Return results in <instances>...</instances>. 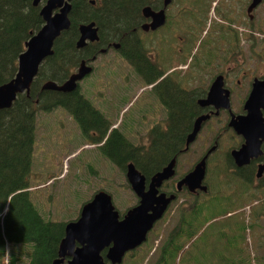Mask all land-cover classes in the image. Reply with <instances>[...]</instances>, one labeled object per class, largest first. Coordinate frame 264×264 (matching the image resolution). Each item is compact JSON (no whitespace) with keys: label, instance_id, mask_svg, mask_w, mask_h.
Segmentation results:
<instances>
[{"label":"flooded vegetation","instance_id":"obj_1","mask_svg":"<svg viewBox=\"0 0 264 264\" xmlns=\"http://www.w3.org/2000/svg\"><path fill=\"white\" fill-rule=\"evenodd\" d=\"M252 2L253 0H206L198 7L195 4L183 6L177 0L178 4L173 10L174 0H171L166 8H164V0H158L155 8H149L153 12L164 8L166 21L163 26L154 31L142 30V25L151 23L150 18L143 16L142 8V22L133 30L135 37L127 42L130 46L122 48L117 42L104 44L99 43V39L93 42L87 40L79 49L83 53L81 55L83 59L67 78L68 80L76 74L82 63L90 69L76 82V88L72 91H77L81 98L82 104L77 108L81 123L77 122L65 108H58L73 117L79 125L82 139H87L90 143L92 141L97 150L107 143L109 145L111 138L113 136L115 138L117 132H121L116 124H109L106 121L105 115L119 112V108L127 103L123 98L128 97L130 91H133L130 84L153 96V99L144 104L148 110L143 112L149 118L160 115L165 119L162 125L157 124L151 129L159 127L163 130L167 118L177 119L178 100L182 106V111L179 113L182 117L176 126L177 142L170 144V149L177 151L176 154L160 169L149 165L150 160L144 161L142 164L145 175L137 169L144 176L145 191H148L152 178L175 159L174 175L158 188V194L163 193L166 197L174 196L168 208L174 205L177 206V210L187 209L192 199L206 195L209 191L206 180L211 172L217 173L219 178L236 183V187L226 191L227 195L231 196L239 190L249 191L247 195L255 194L256 200L247 207L264 205V107L260 110L262 121L257 127L239 126L236 129L230 126L231 120L238 121V118L246 117L244 106L254 85L262 87L261 90L264 89V0H259V3L251 8ZM172 11L175 12V22L178 23L177 31L170 32L172 35L170 34L167 40L154 39L166 27ZM197 13L199 18L193 25L196 29L193 30L192 26L190 30H182V18ZM79 36L78 32V39ZM145 36L149 39L145 40L143 38ZM150 36L153 40H150ZM158 44L163 45L160 47V53L157 51ZM90 45L95 47L92 48ZM107 56L110 58L105 61H109V65L102 62L97 66L98 61ZM114 62L118 64V68L111 67ZM92 75L93 95L90 101L83 95L80 82ZM151 78L155 80L148 81ZM208 98L212 103L200 104ZM260 99L264 100V98ZM155 102L159 106H156ZM204 116L208 118L201 122L194 141L187 144V138L193 132L197 119ZM235 130H257V133L261 134L256 140L260 142L258 148L246 150L236 159L233 153L243 150L247 138ZM103 131H105L104 137L96 141ZM133 144L145 149L149 146L143 143ZM204 157H206L205 177L202 186L206 187L205 192L182 182ZM109 162L111 167L118 169L115 163ZM128 164L126 163L123 169L125 179ZM31 176L32 172L30 179ZM131 192L136 202L127 210L139 202L134 192L132 190ZM127 210L124 213L118 212L119 219H122ZM162 220L163 218L160 221ZM152 231L153 229L147 234L145 243L127 252L124 259L144 246ZM105 252L106 249L101 253L103 258Z\"/></svg>","mask_w":264,"mask_h":264},{"label":"trees","instance_id":"obj_2","mask_svg":"<svg viewBox=\"0 0 264 264\" xmlns=\"http://www.w3.org/2000/svg\"><path fill=\"white\" fill-rule=\"evenodd\" d=\"M157 1L70 0V27L55 40L53 54L39 66L28 95H17L10 108L0 110V258L9 246L7 264H23V259L25 264H51L57 258L67 223L46 219L30 199L35 123L38 112H50L58 107L65 108L81 123L77 108L82 103L77 91H41L42 85L48 81L62 84L78 67L83 59L82 51L75 46L80 25L93 22L99 43L117 42L122 48L128 47V40L135 37L133 30L142 22V8L153 9ZM45 2L40 0L33 6V0H0V86L15 77L25 43L42 27L39 11ZM176 2L174 0L173 7L177 6ZM174 14L172 11L166 27L175 22ZM178 88L177 84V92ZM181 111L182 106L177 100V119L167 118L163 130L159 127L151 129L147 134L149 146L146 149L134 146L117 132L109 145L100 148V153L115 163L122 173L126 163L131 162L145 175L142 163L146 160H150L152 167L160 169L177 152L170 149V144L177 142L176 126L182 117ZM104 135L105 131L96 141ZM226 191L228 189L224 188L217 195L220 198L212 199L229 202L233 196L227 195ZM248 192L239 190L233 194L238 201L243 199L237 206L227 208L223 205L219 212L207 214L206 197L216 195L209 189L206 195L192 199L187 209L177 210L174 226L157 246L155 264H264L263 258L259 260L252 254L247 240L248 235L253 238L259 231L264 234L260 222L264 218V205L250 207L248 217L242 212L236 213L256 200L255 194L247 195ZM192 245L197 246V253L195 250L190 253ZM20 246L25 247V254L19 252ZM134 255L126 258L132 260Z\"/></svg>","mask_w":264,"mask_h":264},{"label":"rangeland","instance_id":"obj_3","mask_svg":"<svg viewBox=\"0 0 264 264\" xmlns=\"http://www.w3.org/2000/svg\"><path fill=\"white\" fill-rule=\"evenodd\" d=\"M205 1L179 0V3L183 6L195 4L200 7ZM198 18L199 13L189 15L188 18H182V30H190V27L195 25V21H198ZM177 24L176 21L172 26L163 28L160 35L155 36L154 39L167 40L170 34L172 35L170 32L177 31ZM195 29L196 27L193 26V30ZM143 38L145 40L149 39L147 36ZM150 40H153L152 36H150ZM162 46L160 44L157 45L159 53ZM167 46L166 44L165 47ZM109 58L110 56L103 57V59L98 61L97 66H100L102 62L105 65H109V61H105ZM111 67L118 68L119 66L114 62ZM92 85L93 75L80 82L83 95L90 101H92L93 95ZM130 88L133 91H130L128 97L123 98L127 100V103L124 106L121 105L122 107L119 106L120 108L118 107L119 112L106 114L105 119L109 124H116V127L131 142L137 144L143 143L147 146V134L149 130L157 124L162 125L165 119L160 115L156 118H149L143 112L144 110H148L144 104L153 99L151 93L139 90L133 84H130ZM155 105L159 106L156 102ZM159 111L161 112V110ZM34 138L30 171V175L32 172V178L30 179L31 188L29 189L31 191L30 199L38 210L45 215L46 219H50L53 222L76 220L81 206L99 189L105 190L111 195L113 205L119 213H124L125 210L135 204L136 199L133 197L123 173L119 169L111 167L110 162L96 149L92 141L90 143L89 140L82 139L78 123L63 109L57 108L52 112H38L36 115ZM216 174L215 172L209 173L206 180L211 193L216 194L206 197L208 200V205L206 206L207 214L219 212L222 210L223 205H227V208L229 205L230 207L237 206L243 200L240 199L238 201L236 195H231L233 197L229 202L228 200H219L218 202L217 200H213V197L220 198L217 195L224 188L232 189L236 187L235 182L219 178ZM250 210L249 207H245L242 211H237L236 213L242 212L244 213V217H248ZM165 213V216L162 217L163 220L160 221L161 218L160 222L155 225L153 231L150 233L148 243L136 251L132 260L125 258L124 264L156 263L158 258L157 246L174 226V219L177 218V206L172 205ZM260 222L264 226L263 217ZM257 236L255 235L253 238H250L248 235L247 240L249 241L252 254L260 260L261 258L264 259V234L262 235L261 231H259ZM197 249V246L192 245L193 252L192 250L189 251L193 254L194 250L197 253ZM18 250H20V253H26L25 247L20 246ZM8 251L9 246H6L5 254L0 258V264H7ZM23 254L21 256L25 257ZM23 264H25V259H23Z\"/></svg>","mask_w":264,"mask_h":264},{"label":"water","instance_id":"obj_4","mask_svg":"<svg viewBox=\"0 0 264 264\" xmlns=\"http://www.w3.org/2000/svg\"><path fill=\"white\" fill-rule=\"evenodd\" d=\"M40 0H33V6H37ZM171 0H164V8ZM259 3L253 0L251 8ZM164 8L153 12L149 7L142 10L145 18H150L151 23L142 25L144 31H154L163 26L166 21ZM71 11L70 0H46L39 11L43 25L40 30L32 35L25 43L24 52L20 54L17 64V73L9 82L0 86V110L8 109L15 101L17 95H28L30 86L38 73L41 63L53 54L52 47L55 40L63 31L70 27L69 13ZM79 39L76 48L80 49L88 40L93 42L98 39L97 28L93 22L78 27ZM86 68V69H85ZM90 69L82 63L76 74H73L62 85L54 82H45L41 91H56L62 93L72 92L79 81ZM259 85L246 101L244 109L246 117L231 120L230 126L255 128L261 124V108L264 107V89ZM212 103L207 101L200 104ZM208 117L197 119L193 132L187 138V144L194 141L200 124ZM246 138V145L235 158L241 156L246 150L258 148L260 142H256L261 135L257 130H235ZM264 135V131H263ZM237 154V155H236ZM205 159L196 165L194 170L188 174L183 183L199 189L203 192L206 187L202 186L205 177ZM175 159L151 180L148 191H145V178L132 163L126 167V180L139 202L133 208L127 210L122 219L115 209L112 197L105 191L96 192L92 198L81 206L79 216L76 220L67 222L64 227V237L60 241L57 258L51 264H121L127 252L138 248L147 240V234L166 212L174 196L166 197L158 194V188L164 181L174 175ZM106 249L104 258L101 253ZM65 259H67L65 261Z\"/></svg>","mask_w":264,"mask_h":264}]
</instances>
